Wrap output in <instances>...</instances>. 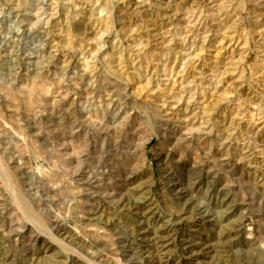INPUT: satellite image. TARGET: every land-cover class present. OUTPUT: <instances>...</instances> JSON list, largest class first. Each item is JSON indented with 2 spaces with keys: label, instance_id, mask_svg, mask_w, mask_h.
Masks as SVG:
<instances>
[{
  "label": "rangeland",
  "instance_id": "374dc122",
  "mask_svg": "<svg viewBox=\"0 0 264 264\" xmlns=\"http://www.w3.org/2000/svg\"><path fill=\"white\" fill-rule=\"evenodd\" d=\"M144 197L264 264V0H0L2 264H179Z\"/></svg>",
  "mask_w": 264,
  "mask_h": 264
},
{
  "label": "bare ground",
  "instance_id": "6f19581e",
  "mask_svg": "<svg viewBox=\"0 0 264 264\" xmlns=\"http://www.w3.org/2000/svg\"><path fill=\"white\" fill-rule=\"evenodd\" d=\"M175 184V183H174ZM142 191V190H141ZM136 192V191H135ZM142 193V192H141ZM183 194V193H182ZM142 195V194H141ZM181 192H179V198H181ZM145 196H147L145 194ZM149 196V195H148ZM152 197V196H151ZM150 197V198H151ZM154 197V196H153ZM145 199L143 201H134L133 202V206L130 208V206L128 207L129 209L126 211L127 213L129 212L130 214L135 215V217L137 218H141V223L142 224L144 222V220L146 219V221L149 219V217L152 218V220L155 218L156 222L159 225V228L155 231H153L152 237H149V239H145V235H147L148 233L150 234V232L146 231L144 233V231L140 232V241H142L143 243H145L146 247L148 248V250H153L156 251L157 253H159V259L160 260H164V258L166 260H170L173 256L172 251L177 252L179 251V264H201V263H206V262H201L200 260H198V258L200 257V255L202 253H204L206 251V253L208 252L209 245H203L200 244L199 242H196L192 239H189L188 237H183L181 238V236H177V229L182 226L183 224H185V222H177V223H173L170 220H165L164 217L161 218V216L157 215V210L155 205L151 202L152 198L150 199L149 197H144ZM142 199V198H141ZM137 200V199H136ZM123 203V202H122ZM157 206V205H156ZM189 206V205H188ZM229 208V207H228ZM198 209V208H197ZM126 210V209H125ZM184 210V209H183ZM188 210V209H187ZM218 210V209H217ZM232 210V209H231ZM231 210L225 211L224 213H229ZM124 211V210H123ZM204 211V210H203ZM125 212V211H124ZM218 219L222 216V212L218 211ZM187 213V212H186ZM185 213V214H186ZM184 214V213H183ZM199 214V213H197ZM182 215V214H181ZM224 216V214H223ZM93 217V216H92ZM182 217V216H181ZM202 220L207 219L208 217H201ZM154 219V220H155ZM167 219V218H166ZM182 219V218H180ZM184 219V218H183ZM214 219V218H213ZM138 220V219H137ZM210 220V219H209ZM139 221V220H138ZM235 223V222H234ZM233 224V223H232ZM235 227H232L233 230ZM144 228V227H143ZM184 229V228H182ZM231 229V228H230ZM237 229V228H236ZM235 229V230H236ZM154 230V229H153ZM183 231V230H182ZM180 232V231H179ZM229 236V235H228ZM221 241V240H220ZM227 241V240H225ZM222 243V242H221ZM179 246V247H177ZM173 247V248H171ZM222 247V246H221ZM146 248V249H147ZM200 248L201 251L197 252L196 249ZM215 248V247H214ZM212 248V249H214ZM177 249V250H176ZM176 250V251H175ZM228 252V251H227ZM225 253V252H224ZM204 256V255H202ZM3 254L0 253V264H2V262H4L3 260ZM165 260V261H166ZM176 260V259H175ZM224 262V261H223Z\"/></svg>",
  "mask_w": 264,
  "mask_h": 264
}]
</instances>
